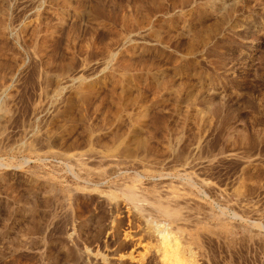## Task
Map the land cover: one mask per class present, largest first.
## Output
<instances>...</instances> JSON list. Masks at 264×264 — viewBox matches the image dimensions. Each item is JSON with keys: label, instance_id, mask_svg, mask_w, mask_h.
<instances>
[{"label": "rangeland", "instance_id": "1", "mask_svg": "<svg viewBox=\"0 0 264 264\" xmlns=\"http://www.w3.org/2000/svg\"><path fill=\"white\" fill-rule=\"evenodd\" d=\"M0 264H264V0H0Z\"/></svg>", "mask_w": 264, "mask_h": 264}, {"label": "bare ground", "instance_id": "2", "mask_svg": "<svg viewBox=\"0 0 264 264\" xmlns=\"http://www.w3.org/2000/svg\"><path fill=\"white\" fill-rule=\"evenodd\" d=\"M129 193H133V192H129ZM130 196V195H129ZM133 196H134V194H133ZM133 196H131V199L133 198ZM137 196V195H136ZM130 199V200H131ZM135 199V197L133 198V200ZM129 200V201H130ZM157 203V202H156ZM158 203H160V202H158ZM156 205V204H155ZM157 208V210H159L160 212H161V214L163 213V215L164 216H166V217H169V218H172V217H176L177 218V216H178V214L177 213H175V212H173V211H170L168 208H166V207H162V206H158V207H156ZM158 211V212H159ZM179 217V216H178Z\"/></svg>", "mask_w": 264, "mask_h": 264}]
</instances>
